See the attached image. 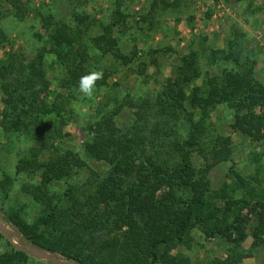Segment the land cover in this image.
<instances>
[{
	"label": "trees",
	"instance_id": "16d2710c",
	"mask_svg": "<svg viewBox=\"0 0 264 264\" xmlns=\"http://www.w3.org/2000/svg\"><path fill=\"white\" fill-rule=\"evenodd\" d=\"M90 1L67 0L61 15L38 9L39 24L50 37L27 61L13 51L0 58L6 129L40 141L49 125L47 116L56 114L63 124L67 120L64 112L73 113L74 109L62 101L63 93L56 94L53 102L42 97L48 94L51 84L48 54L62 66L65 72L61 84L67 81L69 89H78L80 77L98 68L97 63H90L94 56L91 47L100 51L96 62L110 53L124 64L137 56L138 52L135 57L123 54L121 40L114 35L115 26L126 24L128 18L121 11V3H116L113 20L102 23V33L92 35L90 28L95 19L86 9ZM151 1L148 22L154 26L159 21L156 14L171 3ZM0 2L9 5L5 11L0 9V43H4L2 22L12 15L23 20L28 1ZM242 36L239 33L238 37ZM240 46L239 38H235L229 42L228 51L212 50L215 58L221 57L233 66L224 65L217 75L208 73L201 85L197 82L203 66L198 51L191 46L173 66L157 105L141 104L129 128L122 129L117 123L118 109L124 105L115 111L103 110L93 120L86 117L87 122L81 126L86 136L84 150L108 167L104 175L91 172L88 192L71 182L78 175L75 168L89 167L78 154L66 151L46 161L39 158L43 147L59 148L55 140L62 136L61 130L57 135L49 133L41 147L33 146L20 157L17 172L30 170L40 177L38 183H24L23 190L43 209L29 222L21 210L7 212L0 207V225L4 228L0 236L10 246L0 251V264H57L21 247L25 245L52 252L73 264H190L189 258L176 250L191 246L195 229L207 239L220 237L228 244V256L211 264H240L249 257L244 248L249 233L254 236L252 248L264 247V187L260 180L254 177L255 185L252 178L248 180L233 171V185L214 191L208 170L196 166L193 160L199 153L204 159L222 162L233 153L232 138L222 134L211 139L210 149L204 146L209 135V114L218 104L232 110L233 131L264 141V112L257 110L264 105V84L255 75L257 61L242 56ZM141 65L149 69L147 61ZM108 75L105 72L97 86L106 85ZM188 104L193 110H203L199 127L192 129L194 113L189 112ZM150 107H156V121L148 129L141 122L148 121L145 114ZM61 181L67 184L66 189L53 191L51 185ZM12 183L8 174L0 180V191L6 197ZM238 192L242 195L237 196ZM136 199L145 200L148 207L130 214ZM221 201L228 203L223 211L218 207Z\"/></svg>",
	"mask_w": 264,
	"mask_h": 264
},
{
	"label": "rangeland",
	"instance_id": "374dc122",
	"mask_svg": "<svg viewBox=\"0 0 264 264\" xmlns=\"http://www.w3.org/2000/svg\"><path fill=\"white\" fill-rule=\"evenodd\" d=\"M27 1V14L23 20L12 15L4 19L1 24L6 38L4 43H0V58L6 52L13 51L20 59L27 61L35 48L43 45L47 36L50 37L39 24L37 10L56 11L61 15L67 6V0ZM118 1L121 3V11L126 17L128 15V18L126 24L123 22L115 26L114 35H118L121 40L120 47L123 54L135 57V52H138L137 56L129 64H124L123 60H116L110 53L103 60L99 59L100 62H96L95 59L99 58L100 51L91 47L90 51L94 55L91 58V65L97 63L96 70L108 72L109 75L107 84L96 86L94 95L89 98L83 96L78 89H69L65 86L67 81L61 84L65 71L48 54L46 60L51 84L48 94L43 93L42 97L53 102L56 94L63 93L65 98L62 101L74 111L72 114L64 112L67 120L63 124L58 115L47 116L46 121L49 125L40 141L26 139L25 136H18V131L6 129L7 109L4 102L6 95L0 79V180L5 174L13 179L8 197L0 191V207H4L7 212L12 209L21 210L29 222L41 214L43 209L41 204L23 190L24 183H38L40 177L30 170L18 173L17 165L20 157L28 154L30 148L41 147L45 136L49 133L57 135L59 130L62 136L55 140V145L59 148L43 147L39 158L41 161H46L52 155L66 151L78 154L89 167L75 168L78 175L71 179V182H75L82 191L88 192L91 188L88 182L91 172L96 171L104 175L108 167L106 163L90 158L84 150L86 136L81 126L87 122L86 117L88 120L89 118L93 120L103 110L115 111L124 105L118 109L117 123L122 129L131 127L141 104L149 102L153 106L157 105V97L162 93L173 66L179 62L181 56L190 51L191 46L198 51L203 66V75L197 82L199 85L208 73L217 75L221 73L224 65L233 66L229 62L227 64L221 57L215 58L212 50L228 51L229 42L231 43L235 38H239L241 55L257 61L255 75L264 84V0H170L171 6L168 9L157 14L155 12L159 21L154 26L148 22L152 15L151 0H91L86 9L95 19L90 28L92 35L102 33V23L113 20L112 13L117 8ZM8 8L9 5L0 2V9L5 11ZM239 33L243 36L238 37ZM146 61L149 69L144 70L141 63ZM135 103L138 106H135ZM149 110V113L145 114L148 121L141 122L143 126L146 123L148 129L156 121V116L153 114L156 107H150ZM188 110L194 113L192 129L199 127L197 123L200 115H203V110H193L189 104ZM257 110L264 112V105L259 106ZM233 115L226 104H218L213 108L208 120L209 135L204 140V146L210 149L213 145L211 139L217 134L230 136L233 140V153L230 159L215 162L212 158L204 159L199 153H195L194 164L208 170L214 191H224L233 185V171L240 172L248 180L256 177L264 187V141H257L242 132L233 131L230 127ZM252 183L257 185L254 179ZM66 187L64 181L51 185L53 191L59 192L64 191ZM241 193L238 192L237 196H241ZM227 206V201L218 204L222 211ZM147 207L148 203L145 200L136 199L130 214ZM3 229L2 227L0 231ZM191 235L193 237L191 246L184 245L176 250L187 256L190 264H211L217 262V259H225L228 256V244L223 238L207 239L198 229L193 230ZM253 241L254 236L249 233L244 248L250 256L244 258L240 264H264V247L252 248ZM9 248L7 241L0 236V251ZM40 257L45 259L43 256ZM59 258L67 261L63 257Z\"/></svg>",
	"mask_w": 264,
	"mask_h": 264
},
{
	"label": "clouds",
	"instance_id": "9594fccd",
	"mask_svg": "<svg viewBox=\"0 0 264 264\" xmlns=\"http://www.w3.org/2000/svg\"><path fill=\"white\" fill-rule=\"evenodd\" d=\"M104 73L101 70H93L80 77L78 90L85 97H92L96 90L97 82L102 80Z\"/></svg>",
	"mask_w": 264,
	"mask_h": 264
},
{
	"label": "water",
	"instance_id": "95a60500",
	"mask_svg": "<svg viewBox=\"0 0 264 264\" xmlns=\"http://www.w3.org/2000/svg\"><path fill=\"white\" fill-rule=\"evenodd\" d=\"M1 228H2V226L0 225V229ZM21 247L30 251L31 253H34L35 255H39V256H43L45 258L51 259L52 261H54L57 264H73L69 261H63L62 259H60L59 257H56L53 253H51L49 251L37 249V248H34L32 246H29V245H25V246H21Z\"/></svg>",
	"mask_w": 264,
	"mask_h": 264
}]
</instances>
